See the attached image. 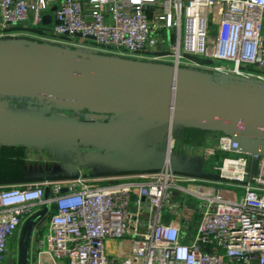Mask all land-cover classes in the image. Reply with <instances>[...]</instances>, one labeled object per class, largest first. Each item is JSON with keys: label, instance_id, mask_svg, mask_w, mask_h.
<instances>
[{"label": "built area", "instance_id": "obj_1", "mask_svg": "<svg viewBox=\"0 0 264 264\" xmlns=\"http://www.w3.org/2000/svg\"><path fill=\"white\" fill-rule=\"evenodd\" d=\"M45 14L49 24L42 23ZM18 26L29 32L11 30ZM23 37L55 51L150 61H164L162 42L176 75L191 66L213 80L264 87V0H0V41ZM216 149L234 155L222 157L210 179H182L167 153L139 185H97L77 174L0 187V264L37 207L48 221L36 239L35 262L264 264V138L220 133ZM172 192L198 201L192 234L175 218L163 219L164 208L183 206L170 203Z\"/></svg>", "mask_w": 264, "mask_h": 264}, {"label": "crops", "instance_id": "obj_2", "mask_svg": "<svg viewBox=\"0 0 264 264\" xmlns=\"http://www.w3.org/2000/svg\"><path fill=\"white\" fill-rule=\"evenodd\" d=\"M17 29L20 27L11 28ZM168 68L155 65L148 72L171 75ZM219 135L217 131L169 125L146 116L127 119L52 102L32 104L22 97L0 93V187L77 174L97 185H139L147 180L143 175L162 165L167 153L182 179H210L221 158L234 155L216 149ZM262 165L264 168V162ZM47 221L48 214L42 224L44 232ZM39 232L36 222L28 245V262L50 264L48 258L35 262Z\"/></svg>", "mask_w": 264, "mask_h": 264}, {"label": "water", "instance_id": "obj_3", "mask_svg": "<svg viewBox=\"0 0 264 264\" xmlns=\"http://www.w3.org/2000/svg\"><path fill=\"white\" fill-rule=\"evenodd\" d=\"M50 20L49 14L43 15V24ZM0 93L127 119L146 116L169 125L264 138V87L183 77L175 72L159 75L119 70L109 67L102 57L20 41H0ZM35 223L30 219L22 227L19 264H28Z\"/></svg>", "mask_w": 264, "mask_h": 264}, {"label": "rangeland", "instance_id": "obj_4", "mask_svg": "<svg viewBox=\"0 0 264 264\" xmlns=\"http://www.w3.org/2000/svg\"><path fill=\"white\" fill-rule=\"evenodd\" d=\"M19 32L22 33H28L29 29H26L25 27H20V29H17ZM24 38V37H23ZM81 38V37H80ZM78 38H72L70 41L72 43H79L81 42V39ZM27 39V38H25ZM29 43V42H28ZM85 46H88L89 48L94 49L95 45L91 42H86L84 43ZM158 51L162 55L165 56L164 61H159V60H144V59H136V58H131V57H112L110 55H104V56H99V54H96L95 52H89L86 51L82 48H78L76 51L79 54L82 55H88L90 57H102L104 58L109 67L119 69V70H128V71H139V72H145V73H150L148 71H151L154 69L155 65L158 66H163V67H170L169 72L170 74L173 72V62L174 58L172 56H168L169 54V49L166 47V45L162 42L158 43ZM178 74H183V75H192V76H201L204 78L209 77V74L206 71H203L201 69L191 67V66H180L179 67V72ZM170 203H180V200H183V206L181 207H176L173 209H167L164 208L163 210V219L165 221L169 220L171 217L175 218L179 224L181 225V229L184 232V234H192L194 231V228L197 224V221L200 216V210L198 207V201L193 199L192 197L190 198V195L187 193L183 192L182 194L180 193H175L172 192L170 194ZM36 212L42 213V208L37 207ZM43 215V216H42ZM47 219V214L44 212L41 215L35 217V221L37 222V231L39 232V235L43 237L44 231H42V224L46 221ZM25 222H23L18 229L16 235L14 238L9 240L8 243V250L7 254L5 256V259L1 264H19V253H20V248L22 245V240H21V235H22V227ZM43 232V233H42ZM32 242V241H31ZM30 240L28 245H30ZM29 248V247H28ZM34 249V248H33ZM32 254V252H31ZM30 255V254H28ZM30 256H28L29 258ZM32 259V258H31ZM33 260V259H32ZM43 264H45L43 262Z\"/></svg>", "mask_w": 264, "mask_h": 264}, {"label": "trees", "instance_id": "obj_5", "mask_svg": "<svg viewBox=\"0 0 264 264\" xmlns=\"http://www.w3.org/2000/svg\"><path fill=\"white\" fill-rule=\"evenodd\" d=\"M25 38H27V39H25ZM25 43H28V42H30L31 41V39L30 38H28V37H24V40H23ZM208 78V77H207ZM19 97H21V96H19ZM23 99H26V100H28V101H30L32 104H45V103H50V102H48V101H45V100H38V99H32V98H26V97H22Z\"/></svg>", "mask_w": 264, "mask_h": 264}, {"label": "bare ground", "instance_id": "obj_6", "mask_svg": "<svg viewBox=\"0 0 264 264\" xmlns=\"http://www.w3.org/2000/svg\"><path fill=\"white\" fill-rule=\"evenodd\" d=\"M108 251L112 252V253H116V249L115 247L113 246V244L109 243L108 245Z\"/></svg>", "mask_w": 264, "mask_h": 264}]
</instances>
